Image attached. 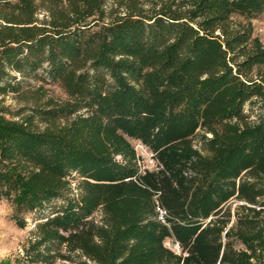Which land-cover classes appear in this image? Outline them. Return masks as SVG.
<instances>
[{"label":"trees","instance_id":"trees-1","mask_svg":"<svg viewBox=\"0 0 264 264\" xmlns=\"http://www.w3.org/2000/svg\"><path fill=\"white\" fill-rule=\"evenodd\" d=\"M263 11L264 0H0V95L41 70L67 95L19 120L0 107V200L17 226L62 201L15 264H264V117L245 113L264 101V47L233 22ZM131 141L156 170L139 169Z\"/></svg>","mask_w":264,"mask_h":264},{"label":"rangeland","instance_id":"rangeland-1","mask_svg":"<svg viewBox=\"0 0 264 264\" xmlns=\"http://www.w3.org/2000/svg\"><path fill=\"white\" fill-rule=\"evenodd\" d=\"M112 4V3H111ZM46 17L44 12H40L38 19L41 22ZM233 22L236 25L248 27L251 31L252 39H258L261 45L264 47V11L255 16L252 19H246L239 15L233 16ZM264 74V68L260 71ZM17 79L21 83L20 93H7L6 95H0V107L7 108L12 114L23 111L21 117H15V119H22L30 114V108L38 104H44L48 99H54L56 102H64L67 99V95L62 87L58 83H54L45 73L39 71L32 77L23 78L17 76ZM245 113L248 116V121L254 122L264 117V101L254 100L245 106ZM12 114H6L8 119ZM43 125L40 124V128L43 129ZM194 145L202 150V143L200 142V134L197 135L194 140ZM135 148L138 157V167L141 171L156 170L157 163L153 158V154L142 145L140 142L131 141ZM116 161L122 162L121 157H116ZM72 178L73 186H76L78 182V176L74 174ZM73 194H78V191L73 190ZM62 201H54L50 206L43 211H37L31 214L25 215L26 226L20 228L17 226L13 219V209L10 204L4 200H0V264L10 263L15 264L16 260L24 256V250L28 246L29 242L35 239L37 226L40 222L44 221V217L51 213L52 208L59 206ZM233 203V202H232ZM239 203H236L237 205ZM234 205V206H235ZM233 206V207H234ZM102 218V212L98 211L94 214L92 219L95 222H99ZM165 245L173 251L179 253V249L176 244L171 240H167ZM61 253L69 255L65 248L61 249ZM70 261L58 260L57 264H83L88 262L85 257L80 256L79 253L70 254ZM89 263V262H88Z\"/></svg>","mask_w":264,"mask_h":264},{"label":"built area","instance_id":"built-area-1","mask_svg":"<svg viewBox=\"0 0 264 264\" xmlns=\"http://www.w3.org/2000/svg\"><path fill=\"white\" fill-rule=\"evenodd\" d=\"M164 214H165V212L160 210V219H163Z\"/></svg>","mask_w":264,"mask_h":264}]
</instances>
